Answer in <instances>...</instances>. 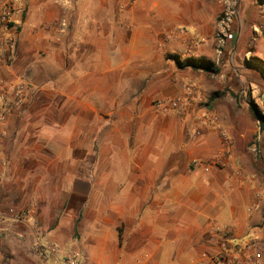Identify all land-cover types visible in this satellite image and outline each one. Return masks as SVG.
<instances>
[{
  "label": "crops",
  "instance_id": "crops-1",
  "mask_svg": "<svg viewBox=\"0 0 264 264\" xmlns=\"http://www.w3.org/2000/svg\"><path fill=\"white\" fill-rule=\"evenodd\" d=\"M17 7L15 54L0 61V88L23 82L27 92L0 120V207L28 217L0 222V246L28 243L37 229L79 251L80 264H213L225 239L253 237L264 264V158L251 150L253 130L228 95L213 97L222 73L177 64L218 63L222 0ZM258 7L242 10L244 27L227 45L264 61L255 52L264 38ZM178 95L184 112L155 108ZM217 155L221 166L205 170Z\"/></svg>",
  "mask_w": 264,
  "mask_h": 264
},
{
  "label": "rangeland",
  "instance_id": "rangeland-1",
  "mask_svg": "<svg viewBox=\"0 0 264 264\" xmlns=\"http://www.w3.org/2000/svg\"><path fill=\"white\" fill-rule=\"evenodd\" d=\"M262 4H264V0H222L216 31L217 53L220 56L217 64L210 61L217 71H209L212 74H223L224 85L213 94V97L228 95L231 98L235 111L241 112L242 120L253 130L250 145L253 154L255 153L258 158H264V129L260 127V122L264 123V61L253 57L250 49L246 46L239 50L236 43L244 27L242 10L249 11L254 8L260 11L261 7L258 6ZM260 15L261 13H259V17ZM258 20L261 22L264 19ZM245 27L249 28V25L245 24ZM229 34L232 37H228ZM248 34L249 31L244 29L242 34L246 36L244 41L254 44L248 38ZM229 41L236 43L229 46L227 45ZM255 47L256 54L260 58H264V38L256 42ZM250 62L257 65L249 66ZM251 81H256L257 85H251ZM28 237L26 236L25 239L28 243L22 240L18 246L13 245L14 242L12 243L11 238H8L7 242L3 241L0 246V264H39Z\"/></svg>",
  "mask_w": 264,
  "mask_h": 264
},
{
  "label": "built area",
  "instance_id": "built-area-1",
  "mask_svg": "<svg viewBox=\"0 0 264 264\" xmlns=\"http://www.w3.org/2000/svg\"><path fill=\"white\" fill-rule=\"evenodd\" d=\"M19 0H0V61L9 64L15 54L16 32L21 21L15 18ZM222 22V20H221ZM228 37H232L231 34ZM27 85L23 82L10 84L0 88V120H4L11 110H19L25 103ZM191 89H187V93ZM155 108L163 113H182L186 110L184 95H178L167 101H156ZM197 133V132H196ZM204 169L218 168L222 157L217 155L211 161L203 163ZM28 211L16 210L12 206L0 207V222L4 220L24 223ZM219 235L226 237V229L220 226L214 228ZM3 235L0 229V237ZM31 247L39 264H80L81 256L77 250H64L58 244L44 240L38 230L31 231ZM260 252L253 237L243 241L227 240L221 243L219 251L213 256V264H260Z\"/></svg>",
  "mask_w": 264,
  "mask_h": 264
},
{
  "label": "trees",
  "instance_id": "trees-1",
  "mask_svg": "<svg viewBox=\"0 0 264 264\" xmlns=\"http://www.w3.org/2000/svg\"><path fill=\"white\" fill-rule=\"evenodd\" d=\"M178 66L183 67V66H190L194 69H202L206 71H212L216 72L217 69L213 66V64L203 58H186L184 62H179L177 61ZM249 66H254L257 64H253L252 62L248 63ZM260 127L264 129V123L260 122Z\"/></svg>",
  "mask_w": 264,
  "mask_h": 264
}]
</instances>
